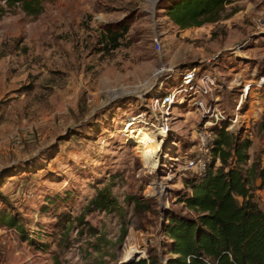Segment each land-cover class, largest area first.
<instances>
[{
	"label": "rangeland",
	"instance_id": "374dc122",
	"mask_svg": "<svg viewBox=\"0 0 264 264\" xmlns=\"http://www.w3.org/2000/svg\"><path fill=\"white\" fill-rule=\"evenodd\" d=\"M167 6L168 0H45L33 17L0 0V217L17 216L25 231L0 224V264H117L146 259L151 248L167 264L163 226L170 211L183 210L179 198L190 192L184 182L195 175L168 167L196 149L199 113L194 98L175 107L173 135L157 162L144 155L142 126L127 125L128 118L145 111L159 88L178 87L192 68L225 82L222 106L231 116L237 81L264 71V0H239L228 6L236 10L230 18L186 30L168 18ZM119 26L127 30L113 42L108 34ZM161 69L173 73L166 78ZM253 99L231 132L252 140L246 168L264 145V115ZM154 183L162 195L148 196ZM106 186L122 218L95 212L80 225L76 218ZM133 196L151 209L137 211ZM255 200L264 210V189ZM123 223L128 233L119 243ZM91 228L113 245L96 252Z\"/></svg>",
	"mask_w": 264,
	"mask_h": 264
},
{
	"label": "trees",
	"instance_id": "16d2710c",
	"mask_svg": "<svg viewBox=\"0 0 264 264\" xmlns=\"http://www.w3.org/2000/svg\"><path fill=\"white\" fill-rule=\"evenodd\" d=\"M44 1L4 0L7 9L17 8L33 17L43 13ZM237 1L168 0L165 13L181 30L201 28L233 16L236 10L228 12V6ZM6 8L2 7L1 11L6 12ZM122 27L109 32L113 42H117L127 30ZM262 73L264 71L256 76ZM253 98L252 95L249 97ZM227 125L224 123L215 129L216 139L205 174L194 175L184 182L190 192L179 198L184 205L183 210L170 211L167 215L163 226L166 238L163 246L170 255L167 264H264V210L255 200V192L264 189V145L253 163L246 168L251 160L252 140L249 137L243 139L242 133L228 132ZM197 145L196 142L192 146ZM130 200L137 211L151 209L141 197L133 196ZM95 212H117L122 218L123 208L110 187L98 190L76 221L82 225L85 216ZM0 224L22 235L25 233L15 215L3 214ZM123 224L119 243L128 233L126 224ZM91 231L93 236L98 235L93 244L96 252L101 253L103 248L113 245L105 233L95 228H91ZM24 237L26 241L31 240ZM116 258L112 254V259ZM93 264H109V261L97 259ZM117 264L162 263L160 255L151 248L146 259L119 261Z\"/></svg>",
	"mask_w": 264,
	"mask_h": 264
},
{
	"label": "built area",
	"instance_id": "2783aa9c",
	"mask_svg": "<svg viewBox=\"0 0 264 264\" xmlns=\"http://www.w3.org/2000/svg\"><path fill=\"white\" fill-rule=\"evenodd\" d=\"M155 45L161 49V43L158 40L155 41ZM160 73L168 78L172 75L173 70L161 69ZM199 73L198 68L186 70L178 87L169 92L159 88L157 93L149 98L145 111H140L128 118L129 124H132L133 127L142 126L147 129L163 147L173 135V123L177 121V116L174 114L175 107L183 108L191 102V98H194L192 105L199 113V124L201 125L196 131L198 145L195 146L196 149L191 154L183 157L177 156L168 170L189 171L195 175H203L207 171L216 139L215 129L224 123L228 124V132L236 129L241 124L242 107L252 94L255 97V103L259 105L260 111L264 115V101H260V95L264 89V73L252 80L237 81L236 85L240 88V99L237 101L231 116L222 106L225 82L215 72L204 75H199ZM165 82H162V86ZM127 127L122 130H127ZM123 134L125 137L128 135L127 132ZM156 194L162 195L154 183L148 196Z\"/></svg>",
	"mask_w": 264,
	"mask_h": 264
},
{
	"label": "bare ground",
	"instance_id": "6f19581e",
	"mask_svg": "<svg viewBox=\"0 0 264 264\" xmlns=\"http://www.w3.org/2000/svg\"><path fill=\"white\" fill-rule=\"evenodd\" d=\"M132 124H129L131 126ZM127 131V130H126ZM127 132H130L128 130ZM137 136L140 138L139 140L142 142L144 147V155L146 157H150L151 160L157 162L160 160V153L162 151V144L157 140L154 135H151L147 129L141 127L140 131L138 132ZM149 163L146 162V165Z\"/></svg>",
	"mask_w": 264,
	"mask_h": 264
},
{
	"label": "water",
	"instance_id": "95a60500",
	"mask_svg": "<svg viewBox=\"0 0 264 264\" xmlns=\"http://www.w3.org/2000/svg\"><path fill=\"white\" fill-rule=\"evenodd\" d=\"M137 260V259H136ZM136 260H126L125 262H129V261H136Z\"/></svg>",
	"mask_w": 264,
	"mask_h": 264
}]
</instances>
